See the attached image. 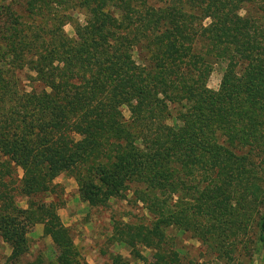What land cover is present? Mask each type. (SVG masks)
Returning a JSON list of instances; mask_svg holds the SVG:
<instances>
[{"label":"trees","instance_id":"trees-1","mask_svg":"<svg viewBox=\"0 0 264 264\" xmlns=\"http://www.w3.org/2000/svg\"><path fill=\"white\" fill-rule=\"evenodd\" d=\"M61 174L147 212L110 219L106 264H264V0H0V264H87Z\"/></svg>","mask_w":264,"mask_h":264},{"label":"rangeland","instance_id":"rangeland-1","mask_svg":"<svg viewBox=\"0 0 264 264\" xmlns=\"http://www.w3.org/2000/svg\"><path fill=\"white\" fill-rule=\"evenodd\" d=\"M72 16L74 21L78 20L80 24L85 20L83 13L77 10L72 13ZM63 30L67 37H76L72 22H66L63 26ZM221 67L222 66L220 65H216L208 78L207 87L211 90H217L219 86L222 74ZM28 73L34 75L27 70L19 73V77L24 85H29V80L26 78ZM123 113L127 118L128 112L126 109H124ZM172 123L173 121L169 120V124ZM17 176H21L20 170H18ZM54 183L62 188L61 199L64 204L63 207L58 210L61 222L64 226L71 227L74 230L76 235L75 244L87 264H106V256L108 252L120 253L122 256L128 255V252L124 247L116 246L111 243L110 226L112 222L110 219H118L119 217L120 220L126 222L131 221L135 216H137V218L140 216L147 217L148 214L142 208V204L139 203L138 205H134L128 201H117L108 209H92L88 207L87 203L78 198L76 193L77 186L72 177L61 174L54 179ZM20 205L24 207L25 203L23 202ZM41 235L42 225H37L34 237L37 238ZM43 241L46 245H51V239L49 237H44ZM176 241L178 246L183 249L182 254L185 257L207 261L206 258H201V251L203 249L196 240L189 238L187 235H181L176 238ZM4 254H8V249H6L5 245L0 242V257H3ZM142 254L146 256L148 260H151L149 250L142 251ZM205 264H214V262L208 260Z\"/></svg>","mask_w":264,"mask_h":264}]
</instances>
